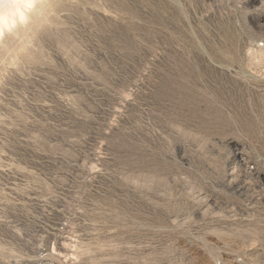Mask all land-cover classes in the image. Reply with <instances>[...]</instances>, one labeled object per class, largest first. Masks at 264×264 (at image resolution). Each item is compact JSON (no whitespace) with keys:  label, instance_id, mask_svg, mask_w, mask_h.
Returning a JSON list of instances; mask_svg holds the SVG:
<instances>
[{"label":"rangeland","instance_id":"obj_1","mask_svg":"<svg viewBox=\"0 0 264 264\" xmlns=\"http://www.w3.org/2000/svg\"><path fill=\"white\" fill-rule=\"evenodd\" d=\"M40 2L0 36V264H264V0Z\"/></svg>","mask_w":264,"mask_h":264},{"label":"bare ground","instance_id":"obj_2","mask_svg":"<svg viewBox=\"0 0 264 264\" xmlns=\"http://www.w3.org/2000/svg\"><path fill=\"white\" fill-rule=\"evenodd\" d=\"M39 2L40 0H0V36L5 33V30H9L11 26L25 22L28 19L34 20V17L29 16L28 18L25 10L27 11L31 6L35 8L42 3Z\"/></svg>","mask_w":264,"mask_h":264}]
</instances>
